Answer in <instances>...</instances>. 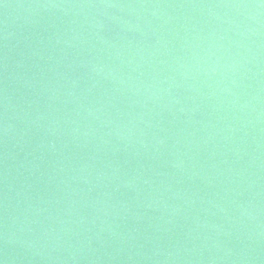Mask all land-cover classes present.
Here are the masks:
<instances>
[{
	"label": "water",
	"instance_id": "95a60500",
	"mask_svg": "<svg viewBox=\"0 0 264 264\" xmlns=\"http://www.w3.org/2000/svg\"><path fill=\"white\" fill-rule=\"evenodd\" d=\"M0 264H264V0H0Z\"/></svg>",
	"mask_w": 264,
	"mask_h": 264
}]
</instances>
